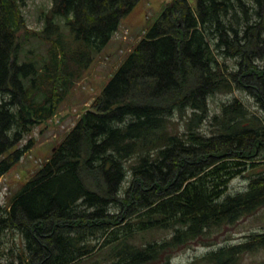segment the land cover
Returning <instances> with one entry per match:
<instances>
[{
    "label": "trees",
    "instance_id": "16d2710c",
    "mask_svg": "<svg viewBox=\"0 0 264 264\" xmlns=\"http://www.w3.org/2000/svg\"><path fill=\"white\" fill-rule=\"evenodd\" d=\"M28 1L0 0V178L140 0H52L42 31L26 25ZM236 90L258 109L233 96L211 112L212 95ZM259 167L264 0H172L0 207V264H169L264 205ZM252 237L190 264H242L264 247V231Z\"/></svg>",
    "mask_w": 264,
    "mask_h": 264
},
{
    "label": "rangeland",
    "instance_id": "374dc122",
    "mask_svg": "<svg viewBox=\"0 0 264 264\" xmlns=\"http://www.w3.org/2000/svg\"><path fill=\"white\" fill-rule=\"evenodd\" d=\"M172 0H140L132 10L124 15L118 30L103 50L96 54L91 64L74 80L72 88L63 100L58 112L50 119L39 123L29 133L20 146L33 139V145L23 153L12 168L0 178V207L8 203L10 196L19 191L28 178L37 171L51 156L54 148L77 124L87 109L93 108V103L101 94L111 77L117 72L122 62L141 40L148 26L155 22L162 11ZM52 6V0H29L22 7L26 25L30 30H44L45 11ZM61 26V25H60ZM68 28L61 31L69 33ZM46 50V45H43ZM237 96L247 102L253 109L255 100L248 92L236 90L233 95L216 93L210 97L211 112L218 111L223 101ZM250 96V97H249ZM246 103V104H247ZM258 111V110H257ZM264 170V167H259ZM249 181L248 175L235 178L229 186V193L245 189ZM264 231V205L253 214L241 218L238 222L229 224L214 240L213 245L194 244L177 252L169 264H190L196 258L205 255L216 246H226L235 243H245L253 239L252 235ZM216 247L215 249H217ZM242 264H264V247H259L244 254Z\"/></svg>",
    "mask_w": 264,
    "mask_h": 264
}]
</instances>
